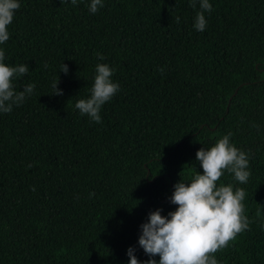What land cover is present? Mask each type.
<instances>
[{
	"label": "trees",
	"instance_id": "trees-1",
	"mask_svg": "<svg viewBox=\"0 0 264 264\" xmlns=\"http://www.w3.org/2000/svg\"><path fill=\"white\" fill-rule=\"evenodd\" d=\"M90 2L20 0L0 45L5 63L29 67L15 90L35 84L0 113V264H128L130 246L158 262L140 225L176 210L175 183L202 173L196 152L228 132L251 175L225 172L218 186L245 189L251 223L215 256L264 264V0H209L204 31L198 2L103 0L95 14ZM98 63L120 85L100 123L75 108ZM58 77L63 94L51 95Z\"/></svg>",
	"mask_w": 264,
	"mask_h": 264
},
{
	"label": "clouds",
	"instance_id": "clouds-1",
	"mask_svg": "<svg viewBox=\"0 0 264 264\" xmlns=\"http://www.w3.org/2000/svg\"><path fill=\"white\" fill-rule=\"evenodd\" d=\"M63 2L65 0H61ZM197 2L200 10L196 13L194 27L197 31H204L207 25L205 12H211L213 6L209 0H189L192 8H196ZM71 3L76 5L77 0H71ZM103 6V0H91L88 10L95 14ZM20 7V0H0V45L9 40V25ZM175 21L179 23L180 17H175ZM97 55L100 60L105 59L103 54ZM5 59V50L0 48V113L12 112L13 107L24 103L35 89V84L29 83L16 91L14 81L26 75L29 67L26 64L11 66L5 63ZM60 71L67 74L68 65L62 63ZM114 72L115 69L106 63L96 65L90 96L75 103L81 116L87 115L96 123L101 122L102 106L120 90V85L112 80ZM58 83L59 77L52 82L51 95L63 94ZM232 135L228 132L213 146L201 147L196 152V160L203 172H195L189 181L180 179L175 183L170 197V202L178 206L175 211L165 216L158 208L151 211L148 220L140 225L139 246L149 257L158 255L159 261L150 258L141 262L130 246L127 249L128 264H219L215 253L228 247L238 234L249 229L251 221L245 214L243 203L245 189L234 187L232 183L218 186L225 172L232 174L240 184H246L251 175L249 155L231 142ZM256 215L260 216L261 210L258 209Z\"/></svg>",
	"mask_w": 264,
	"mask_h": 264
}]
</instances>
